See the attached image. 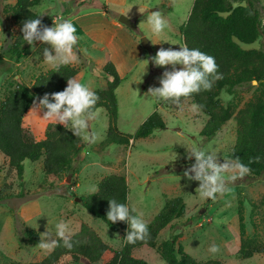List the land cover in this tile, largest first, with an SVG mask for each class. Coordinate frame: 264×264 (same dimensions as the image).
<instances>
[{"label":"rangeland","instance_id":"1","mask_svg":"<svg viewBox=\"0 0 264 264\" xmlns=\"http://www.w3.org/2000/svg\"><path fill=\"white\" fill-rule=\"evenodd\" d=\"M194 1L129 0L122 6L104 0H40L33 9L51 27L54 26L53 21L72 20L80 39L76 46L78 60L69 65L79 71L76 79L93 91L106 87L107 78L102 68L108 61L121 69L123 82L116 91L119 132L134 135L155 112L162 116L166 128L155 131L149 138L135 140L130 145L103 148L109 118L106 110L100 109L97 118L89 121V131L97 132L99 138L95 143L83 139L85 147L76 163L75 175L71 177L64 174L60 178H48L43 172V161H26L24 176L20 179L0 152V190L4 196L0 203V264H31L44 260L53 249H40L27 242L25 230L34 229L40 237L47 230L52 239H58L55 226L60 221L69 224L71 237L80 232L83 224L92 227L111 248L97 264L109 261L113 251L123 247L122 233L111 231L76 199L82 200L83 196L94 193L91 191L93 187L97 189L104 177L114 174L126 177L128 205L147 224L169 200L178 197L184 199L186 215L173 221L160 233L158 246L174 233H179L178 245L181 244L197 261L264 264V256L261 255L246 260L239 257L242 239L240 202L244 208L245 237L264 240V175L259 178L245 175L230 181L232 191L218 195L215 201L200 197L196 193L199 182L183 176L184 171L195 163L194 157L188 158L193 147L206 153L214 152L221 163L229 159L237 137L236 120L231 119L212 140H207L201 133L208 118L200 111L193 112L191 102L183 101L182 108H179L170 101L146 96L149 87H160L159 79L163 72L171 71L172 66L157 67L151 60L146 66L140 61L155 56L160 48L184 45L180 28L187 23ZM15 3V0L5 5L0 2V103L18 83L31 86L36 77L54 68L43 61V50H51V45L40 41L29 47L20 59L11 56L10 49L19 34V26L9 13V7ZM102 4L107 5L109 14L100 8H92ZM239 5L245 6L246 3H233L234 8ZM258 7L264 22V0H259ZM153 11H160L168 21V27L160 34H155L147 24V16ZM120 15L134 21L138 31L121 24L118 21ZM75 17H78L77 21ZM143 38L149 41L151 51L142 47ZM242 47L246 50L260 49L262 42ZM181 67L176 66L177 70ZM263 90L264 84L253 83L238 88L234 95L223 92L221 101L224 105H234L238 112ZM42 116L43 112L29 111L24 118V126L38 141L43 139L46 127L56 123ZM213 244L220 248L216 254L208 251ZM134 256L149 264H166L157 248H138ZM58 264L72 263L70 257L65 256ZM82 264L90 263L83 260Z\"/></svg>","mask_w":264,"mask_h":264},{"label":"trees","instance_id":"2","mask_svg":"<svg viewBox=\"0 0 264 264\" xmlns=\"http://www.w3.org/2000/svg\"><path fill=\"white\" fill-rule=\"evenodd\" d=\"M9 1L11 0H0L3 5ZM15 1V5L9 7V13L19 26V34L10 54L20 59L32 46L23 39L22 22L40 18L43 25L51 26L33 11L40 0ZM233 3L246 5L234 8ZM258 4L259 0H195L187 23L180 28L184 45L190 49L198 48L213 56L219 66V72L223 74V78L216 81L210 91H201L188 98H181V102L189 101L191 104L204 106L200 112L208 119L201 134L207 140H212L231 119L236 120V142L228 158L240 157L241 161L250 167L251 172L248 175L252 178L264 175V90L238 112L234 105H224L221 95L223 92L234 95L238 88L252 85L255 81L259 85L264 84V22ZM92 8H100L109 14L106 4ZM258 41L262 42L260 49L246 50L242 47ZM78 72L69 64L54 67L36 77L31 86L18 83L0 103V152L8 159L10 168L16 170L20 179H23L26 161H43V172L48 178H60L64 174L70 177L75 175L76 163L85 147L83 137L75 136L67 126L55 123L46 127L43 139L38 141L24 126V118L30 111L35 97L63 91L67 87V79L76 78ZM102 72L107 78L106 87L94 92L100 97L96 107L105 109L109 118V129L106 140L102 142L103 148L110 145H130L135 140L149 138L155 131L166 128L162 116L155 112L134 135L119 132L116 91L123 79L111 61L102 68ZM2 192L0 190V203L4 198ZM128 197L126 177L117 174L104 177L96 192L82 197L81 204L90 214L103 221L111 231L122 233L123 247L113 251L112 258L103 264H149L146 260L134 256V251L141 247L157 248L159 256L166 264H222L219 260L200 262L194 259L181 244L178 245L181 237L179 233H174L170 239L158 246L160 233L173 221L186 215L187 205L181 197L169 200L148 224L150 235L146 241L129 244L125 239L130 231L129 224L120 221L111 223L107 220L109 200L116 199L129 207ZM129 209L133 215H137L130 207ZM243 213V204L240 202L239 222L242 239L239 257L246 260L255 255L264 256V240L245 237ZM25 238L34 245H38L41 239L34 229L28 228L25 230ZM71 241V249L64 247L63 241H60V246L54 248L44 260L31 264H58L65 256L70 257L72 264H82L83 260L97 264L105 253L111 250L87 224L82 225L80 232L73 235Z\"/></svg>","mask_w":264,"mask_h":264},{"label":"clouds","instance_id":"3","mask_svg":"<svg viewBox=\"0 0 264 264\" xmlns=\"http://www.w3.org/2000/svg\"><path fill=\"white\" fill-rule=\"evenodd\" d=\"M147 24L155 34L162 33L168 27V21L160 11L151 12L147 16ZM22 25L23 39L28 45H34L36 41L51 45V50H43L45 63L58 67L78 60L76 46L80 37L71 19L59 23L53 21L52 27L43 25L40 18L27 19ZM149 60L157 67L172 66V70L163 72L159 79L160 87H149L146 96L155 100H170L179 108H182L181 98H188L201 91H210L215 82L223 78L213 56L198 48L190 49L186 44L178 48H160L155 56H149L140 62L148 66ZM177 65L182 67L177 70ZM99 100L100 97L87 84L73 77L67 79V87L63 91L35 97L30 112H43V119L68 126L75 136H82L89 143H95L99 136L97 132L89 131V121L96 119L100 112L96 107ZM190 107L193 112H199L204 106L193 103ZM193 157L195 163L184 171L183 176L190 181L199 182L196 193L213 201L218 195L232 191L230 181H235L238 177L243 178L251 172L250 167L244 164L240 157L225 159L221 163L214 152L206 153L198 147L189 151L188 158ZM228 173L234 175L228 176ZM91 191L95 192L97 189L93 187ZM107 220L111 223L120 221L129 224L130 231L125 238L129 244L149 238L147 222L141 216L133 215L126 204L119 203L116 199L109 200ZM55 231L58 239H52L46 230L41 234L37 247L51 251L63 241V246L71 249L73 244L69 224L60 221L56 224ZM208 251L216 254L220 248L213 244Z\"/></svg>","mask_w":264,"mask_h":264},{"label":"water","instance_id":"4","mask_svg":"<svg viewBox=\"0 0 264 264\" xmlns=\"http://www.w3.org/2000/svg\"><path fill=\"white\" fill-rule=\"evenodd\" d=\"M118 21L125 25L126 27H128L129 29H131L132 31H138V27L136 25V23L134 21H132L131 19L125 17L124 15H120L119 18H118ZM142 47L147 49L148 51H151V46H150V43L147 39L143 38L142 39V43H141ZM255 84H257V82H253ZM78 202L81 201V199H76Z\"/></svg>","mask_w":264,"mask_h":264},{"label":"crops","instance_id":"5","mask_svg":"<svg viewBox=\"0 0 264 264\" xmlns=\"http://www.w3.org/2000/svg\"><path fill=\"white\" fill-rule=\"evenodd\" d=\"M105 2H111V3H115V4H118V5H122V6H125L126 4H127V2L129 1V0H104ZM101 13V12H100ZM103 16H105L104 14H103ZM90 17V16H89ZM74 20H78V17H75L74 18ZM121 33H119L118 34V36L120 35ZM124 36H127L125 33H124ZM127 41H128V43L130 44V42H129V40L127 39ZM131 45V44H130ZM138 52H139V50L137 51V54H138ZM117 66V65H116ZM117 69H118V71H119V73H120V75L122 74L121 72V69H119V67L117 66Z\"/></svg>","mask_w":264,"mask_h":264}]
</instances>
